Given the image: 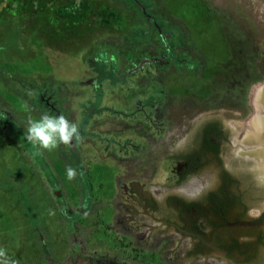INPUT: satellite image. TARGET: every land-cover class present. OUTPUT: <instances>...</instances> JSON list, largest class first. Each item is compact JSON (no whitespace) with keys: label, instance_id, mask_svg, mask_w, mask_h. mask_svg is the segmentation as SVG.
<instances>
[{"label":"rangeland","instance_id":"374dc122","mask_svg":"<svg viewBox=\"0 0 264 264\" xmlns=\"http://www.w3.org/2000/svg\"><path fill=\"white\" fill-rule=\"evenodd\" d=\"M262 93L264 0H0V264H204L126 227L120 187L204 185L176 180L189 131L243 142Z\"/></svg>","mask_w":264,"mask_h":264},{"label":"flooded vegetation","instance_id":"af4514ba","mask_svg":"<svg viewBox=\"0 0 264 264\" xmlns=\"http://www.w3.org/2000/svg\"><path fill=\"white\" fill-rule=\"evenodd\" d=\"M261 121L264 123V119L255 120L250 129L239 126L243 142L223 118L199 121L189 131L181 163L175 168L177 183L205 173L204 185L191 187V182L188 190L177 186L179 189L169 190L159 200L144 181L129 177L120 187L119 216H123L119 220L126 227H143L142 237L176 233V246H186L185 253L204 258V264H259L264 249V169H256L254 164L264 157ZM218 128L224 138L217 134ZM232 142L236 149L247 143L252 147L249 152L232 148L227 158L225 145Z\"/></svg>","mask_w":264,"mask_h":264},{"label":"trees","instance_id":"16d2710c","mask_svg":"<svg viewBox=\"0 0 264 264\" xmlns=\"http://www.w3.org/2000/svg\"><path fill=\"white\" fill-rule=\"evenodd\" d=\"M51 20H49V21H47V24H49L48 22H50ZM51 24V23H50ZM57 26V25H56ZM159 33V32H158ZM56 39H54V40H56V41H59L60 39H62L63 37H58V36H62L61 34L59 35V34H56ZM162 37V36H161ZM163 41V45L165 46L164 48L167 50L168 49V46H167V42L166 41H164V40H162ZM163 48V52H161L160 51V54H159V57L157 56V62H161V63H171L172 61H173V59H174V55H172V53H170L169 51H166L165 49ZM169 50V49H168ZM215 119H217V118H215ZM217 122V121H216ZM212 126H215V124H212ZM218 126V125H217ZM216 127V126H215ZM214 127V128H215ZM218 127H220V126H218ZM217 134L219 135V134H221L222 136H223V138H224V134H223V132L218 128V131H217ZM203 136H205V137H207V135L204 133V135ZM210 145H213L211 142H210ZM214 146V145H213ZM260 239V238H259Z\"/></svg>","mask_w":264,"mask_h":264},{"label":"crops","instance_id":"0c3cea01","mask_svg":"<svg viewBox=\"0 0 264 264\" xmlns=\"http://www.w3.org/2000/svg\"><path fill=\"white\" fill-rule=\"evenodd\" d=\"M258 105V104H257ZM262 118V117H261ZM263 119V118H262ZM261 120V119H260ZM262 122V121H261ZM263 123V122H262ZM258 126H261V124H257ZM263 126H264V123H263ZM260 156V155H259ZM258 156H256V158H257ZM257 161L260 163H264V157H258L257 158Z\"/></svg>","mask_w":264,"mask_h":264},{"label":"bare ground","instance_id":"6f19581e","mask_svg":"<svg viewBox=\"0 0 264 264\" xmlns=\"http://www.w3.org/2000/svg\"><path fill=\"white\" fill-rule=\"evenodd\" d=\"M256 90V89H255ZM257 91V90H256ZM256 91H254V92H256ZM254 92H253V94H254ZM263 94V95H262ZM262 94H259V95H256V97H258V98H260V97H263L264 96V93H262ZM261 99V98H260ZM259 135H261V134H259ZM259 137V136H258ZM262 136H260V138H261Z\"/></svg>","mask_w":264,"mask_h":264}]
</instances>
